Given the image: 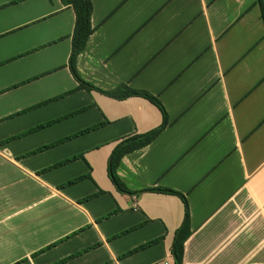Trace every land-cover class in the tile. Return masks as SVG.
<instances>
[{"label":"crops","instance_id":"obj_1","mask_svg":"<svg viewBox=\"0 0 264 264\" xmlns=\"http://www.w3.org/2000/svg\"><path fill=\"white\" fill-rule=\"evenodd\" d=\"M90 2L78 74L101 90L153 95L167 125L121 159L130 194L119 192L108 177L111 151L158 127L161 111L142 97L78 87L68 67L70 6L0 0V264H174L184 203L149 188L186 198L183 264H264L259 1Z\"/></svg>","mask_w":264,"mask_h":264},{"label":"trees","instance_id":"obj_2","mask_svg":"<svg viewBox=\"0 0 264 264\" xmlns=\"http://www.w3.org/2000/svg\"><path fill=\"white\" fill-rule=\"evenodd\" d=\"M60 1L64 5L70 6L75 13V24H74V29L72 32V37H71V51H70V55H69V59H68V67H69V70H70L72 76L78 82V87L85 89V90H97V91H99V92H101V93H103L109 97L119 99V100L126 99V98L133 97V96L142 97V98L147 99L148 101H150L154 105H156L158 107V109L161 111L162 122L158 127L154 128L148 132L141 133V134H134V135H131L129 137H126V138L120 140L118 143H116V145L114 146L113 150L111 151V153L108 157L107 171H108V177H109L110 181L112 182L114 187L119 192L130 194V191L127 189V187L125 186V184L122 182V180L119 178V176L117 174V168L120 164V161L126 154L131 153L135 150H138L140 148L147 146L154 138H156L158 136V134L167 125V122H168L167 114H166L162 104L160 103V101L156 97H154L153 95H151L145 91L132 89L126 85H119L112 90L105 91V90L98 89L97 87H95L94 85H92L89 82L84 81L80 77V75L78 74V72L76 70V58H77L78 54L84 49V47L88 41V38L92 33V27H91V23H90L92 5H91L90 0H60ZM258 1H259V4L261 5L262 15L264 18L263 5L261 3V0H258ZM49 124L50 123H46L44 125H39L35 129H33V131L38 130L40 128H43L44 126L49 125ZM94 128H97V127H91V128L81 130L72 136L66 137L62 140L55 142V143L45 145V146L37 149L35 152L42 151V150L48 149L50 147H53L59 143H62L66 140H69L73 137L87 133L90 130H93ZM75 158H77V157H73L72 159H68L64 162L58 163L52 167H49L47 170L54 168L56 166L65 164V163H67V162H69ZM80 179H81V177L74 179L68 183H74L75 181H78ZM146 190H151V191H156V192H161V193H166V194H174V195L179 196L182 199V201L184 203V208H185L184 217H183L181 225L174 232L170 252L172 254L174 264H183L184 243L191 234L190 218H189V211H188V205H187L186 198L181 193L174 191V190H171V189H167V188H149ZM144 246H141L137 249H141ZM137 249L131 250V251L127 252L125 255L132 254ZM64 261H65V259L61 260L59 262H56L54 264H60V263H63Z\"/></svg>","mask_w":264,"mask_h":264},{"label":"built area","instance_id":"obj_3","mask_svg":"<svg viewBox=\"0 0 264 264\" xmlns=\"http://www.w3.org/2000/svg\"><path fill=\"white\" fill-rule=\"evenodd\" d=\"M136 207V205L134 206V208ZM164 264H167V263H164Z\"/></svg>","mask_w":264,"mask_h":264}]
</instances>
